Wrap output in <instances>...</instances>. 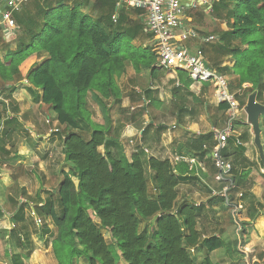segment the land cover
<instances>
[{"label": "trees", "instance_id": "1", "mask_svg": "<svg viewBox=\"0 0 264 264\" xmlns=\"http://www.w3.org/2000/svg\"><path fill=\"white\" fill-rule=\"evenodd\" d=\"M91 1L94 9L102 10L96 17L85 12ZM30 2L31 11L25 5L14 15L21 37L15 42L16 51L7 57L16 65L33 55L41 57L28 71L27 80L42 91L41 102L50 106L57 124L66 130L62 143L69 170L62 172L55 196L57 212L49 203L45 209L58 230L52 242L57 263L73 264L83 258L87 264H119L118 260L121 264H195L188 251L200 247L205 251L201 264H216L208 257L223 247V241L216 236L203 239L197 229L199 210L193 202L178 200L177 188L188 179L183 176L185 168L150 159V193L139 152L127 158L118 142L107 138V130L88 117L89 95L105 112L108 100H118L116 76L125 60L143 63L154 56L152 48L153 52L144 50L149 52L145 55L132 47L133 41L151 38L144 32L142 13L123 8L114 23L112 0ZM237 4L241 14L235 13ZM103 5L109 7V14ZM211 15L226 26L216 52L233 60L230 75L237 84L229 83L230 91L243 84L252 85L247 89L250 94L264 89V0H217ZM193 17L196 24L203 23L202 12ZM215 60L218 56L211 65L209 58V67L225 76L227 68H220ZM219 109L227 110L228 104H220ZM198 140L210 153L213 134ZM232 173L238 174L233 166ZM141 223L152 228L147 236L138 230Z\"/></svg>", "mask_w": 264, "mask_h": 264}, {"label": "crops", "instance_id": "2", "mask_svg": "<svg viewBox=\"0 0 264 264\" xmlns=\"http://www.w3.org/2000/svg\"><path fill=\"white\" fill-rule=\"evenodd\" d=\"M134 16L132 14L131 18L134 19ZM193 24L196 25L195 21ZM0 38L5 43L0 45V264H58L52 250V242L58 230L45 211L49 203L57 212L55 196L62 181V172H68L62 137L60 140L57 135L49 136L45 131L46 121H52V126H55L57 116L50 106L41 102L42 91L30 84L26 77L41 57L33 55L16 65L7 57L16 51L15 42L10 44L13 39L10 40L11 37L5 36L3 32L0 33ZM149 40L133 41L132 47L140 48L139 54L147 55L149 52L144 50L153 52ZM201 47H207L204 48L206 55L213 48ZM153 57V62H150ZM153 57L143 59V63L136 59L125 60L124 69L116 76L120 91L118 100H108V112H105L104 107L94 99L93 102L101 107L104 114L103 123L98 122V118L94 119L89 111L88 117L94 125L107 130V138L117 141L121 147L120 152L127 158L138 151L144 172L149 173L150 159L169 161L172 166L185 168L183 176L188 179L177 188L178 200L193 202L200 212L199 219L205 212H210V219L220 227L223 220L218 213L219 205L225 204L237 214L242 213L244 206L241 197L234 198L235 195H231L233 192L228 194L227 203L217 195L216 192L220 194L222 189H214V186L223 188L224 183L218 180L210 153L205 147L201 148L198 138L213 134L214 131H224L227 127V110L219 109L222 102L216 97L213 80H198L186 70L163 71L157 66L155 55ZM206 59L209 61L207 56ZM218 59L215 62H219V67L227 68L225 76L229 83L236 85V78L230 75L233 66L231 56L221 57L218 54ZM210 62L211 65L214 63ZM251 87V84H243L235 92H238L237 96L243 95ZM256 101L258 102L257 96ZM240 108L242 109L241 105ZM51 111L55 114L54 118L48 114ZM237 117L223 155L237 170L238 174L233 182L236 183L238 179L244 183L247 181V171L256 162L257 149L253 143L251 128L245 122L247 120L241 117L240 112ZM260 130V142L264 151V127ZM89 134L88 132L87 135ZM210 142L213 147L216 145L215 139ZM176 155L192 158L196 163L193 167L176 163ZM257 189L260 188L254 185L246 192L257 199ZM230 200L233 202L229 203ZM250 203L246 210L248 222H240L243 228L247 227L242 237L227 243L218 227V231L212 235L223 241L222 248L226 249L230 257H233V253L237 257L239 253L245 254L242 246L248 250L249 247L264 244V239L258 238L251 226L259 213L264 216L260 212L263 203L253 199ZM238 221L239 215L235 217V222ZM260 226L264 231V221ZM202 237L208 238L203 233ZM193 250L195 255L202 249L197 247ZM196 260L198 262V257ZM202 261L199 258L198 263L201 264ZM225 262L237 263L232 259ZM73 264L87 263L80 258L74 260Z\"/></svg>", "mask_w": 264, "mask_h": 264}, {"label": "built area", "instance_id": "3", "mask_svg": "<svg viewBox=\"0 0 264 264\" xmlns=\"http://www.w3.org/2000/svg\"><path fill=\"white\" fill-rule=\"evenodd\" d=\"M29 0H0V30L5 36H15L17 26L14 15L21 12ZM114 13L112 22H116L121 9L139 11L142 14L144 32L150 35L149 46L154 50L157 66L165 71L186 70L198 80H213L216 85V97L228 104L226 111L227 127L224 131H214L216 145L210 152L217 177L224 187L220 195L228 201V192L235 189L232 180V165L224 159L222 152L227 147L229 135L233 132V124L241 108L237 101L238 92L230 91L226 76L209 67L201 46L218 40L217 36L206 34L194 25L193 14L202 11L211 14L212 4L217 0H112ZM196 46V47H188ZM50 120L46 124H50ZM58 132L50 127L49 136ZM176 163H184L193 167L194 159L183 155L174 157ZM242 197V194H238ZM194 253L193 249H189Z\"/></svg>", "mask_w": 264, "mask_h": 264}, {"label": "rangeland", "instance_id": "4", "mask_svg": "<svg viewBox=\"0 0 264 264\" xmlns=\"http://www.w3.org/2000/svg\"><path fill=\"white\" fill-rule=\"evenodd\" d=\"M29 1L26 4H24V6L28 5L27 10L31 11L32 10V2L29 3ZM95 5L96 4H94L93 1H91L88 5L87 9L85 10V11H87L88 14H91L92 16L94 14V17L99 15V11L102 12V10L100 8H98L99 11L96 10V8L94 9L93 6H95ZM102 8H103V10L106 11L105 13L109 14V7H107V5H103ZM92 9L96 10L98 12V14L96 11H93ZM242 12H243L242 7L239 4H237L235 7V13L241 14ZM196 27L198 29L204 30V32L206 34H212V35L217 36V37H219L221 35V33L226 30L225 24L223 22H219L218 20L214 19V17L211 14L203 15V23L202 24H196ZM17 34H18V32L14 36V39H13V37H11L10 40H12V39L13 40L12 41L9 40L10 44H11V42H16L17 39H19L21 37V35H17ZM2 43H4V41ZM0 45L3 46L1 44V42H0ZM4 45H5V43H4ZM219 45H220L219 41H215V42L207 45V46L213 47L212 50L208 53V55H206L207 58H210L211 61H212V58H214V59L217 58L218 52H216V47H218ZM153 59H154V57L149 61L153 62ZM156 63H157V61H156ZM163 73L164 72H162V74ZM234 89H235V87H234ZM247 93H248V95H250V92L247 90L246 92L243 93V95L237 96V100L239 101V104L242 106V109L240 110V115L243 119H246V115L244 112V106L243 105H245V103L247 101V98L245 97V94H247ZM252 93L256 94L257 100L259 103L264 104V89L256 90ZM91 98H92L91 95H89L87 98V110L89 112H91V115H92V117H94V119L98 118V120H99L98 122L103 123L102 118H103L104 114L102 112V109H101V107L96 106V104L93 102V99H91ZM107 105H111V104L107 103ZM48 114L51 118H54V116H55V114L52 111L49 112ZM238 117H237V119H238ZM263 118L264 117H261L262 120L260 121V128L261 129H263V127H264L263 126V122H264ZM51 122L49 125L45 123V129H46L45 131L48 132V128H50V127L57 128L58 132L53 134V135H57L60 139V137H62V135H64L66 133L65 128L60 127L58 124H56L55 126H52ZM245 122H247V121H245ZM82 126L85 129V134H88L89 129L83 123H82ZM85 136L87 137V135H85ZM251 136L253 137L252 133H251ZM255 152H256V158H255L256 162L247 171V177H246L247 181L245 180L244 183H241L237 179L236 183L234 182L235 189H232L228 192V194L230 192H233V193H231V195L232 196L235 195L234 198H236V196H238V194L243 193V197H241L240 199L243 202L244 210L242 211V213L237 214L236 212L229 210L230 208L228 209L226 206H224L225 204L219 205L218 213L221 216V220H223V224L220 227H219V225H215L213 223L214 221H212L210 219V217H209L210 212H208V213L205 212L204 215L202 216V218L197 221V223H198L197 228L200 230L201 233H203L204 236L209 237V236L214 235V233L218 231V229H217V227H218L219 230L223 233L224 240L227 243L232 242L233 240H238V238H240V236L242 237V234H245V232L247 231V227L243 228V225L240 222H248L249 219L247 220L246 210L248 208V204H251L250 202L252 201V199L255 201L258 200L261 203H263L262 208H260V207H256V208L257 209L260 208L261 209L260 212H262L264 214V168H262L263 165H262L261 161L259 160V156H257L256 150H255ZM234 170H235V172H237L235 167H234ZM236 176H237L236 174L232 173V178L235 179ZM145 177L148 180V190L151 193L152 188H151V184L149 182V173L148 172H145ZM254 185H256L258 188H260L259 190L257 189L256 193H255L256 196H259L257 199L252 198L246 192L250 188H252ZM214 189L221 190L222 188H221V186L219 188H217V186H214ZM216 193L218 194V192H216ZM232 202H233V200H230L229 203H232ZM237 215H239L240 221L235 222V217H237ZM262 221H264V216L259 213V215L255 218V220L252 221L251 226H253L254 230L256 231L255 232L256 236L258 238L264 239V231H263V228L260 226V223ZM148 224L149 223H145V224L141 223L139 225L138 230L141 234H145L147 236L150 233L152 228H150V226H148ZM243 230H245V231H243ZM241 249H242V252H244L245 254L239 253V257H237L236 253L231 254L233 257H230L229 253L226 251V249L223 250V248H222V249L217 250L216 252L210 254L208 258L210 261H212L213 263H216V264H224V263L226 264L225 261H228L231 259L233 261L237 262L235 264H264V244L261 243V245L254 246L251 248L249 247L248 250H246L242 246ZM189 254H190L191 258L194 260L195 264H199L198 263L199 258L201 260H203V258L205 257V251L204 250H201L200 253H195V255H193L190 252H189ZM196 257H198V262L196 260ZM84 261H86V260L84 259ZM118 262L120 263L119 260H118Z\"/></svg>", "mask_w": 264, "mask_h": 264}, {"label": "water", "instance_id": "5", "mask_svg": "<svg viewBox=\"0 0 264 264\" xmlns=\"http://www.w3.org/2000/svg\"><path fill=\"white\" fill-rule=\"evenodd\" d=\"M244 112L246 115L247 124L250 126L253 134V143L256 147L259 158L264 165V151L260 142L261 130L259 126V121L261 117H264V104L256 101V94H251L247 98V102L244 107ZM155 220L150 223L154 224Z\"/></svg>", "mask_w": 264, "mask_h": 264}]
</instances>
